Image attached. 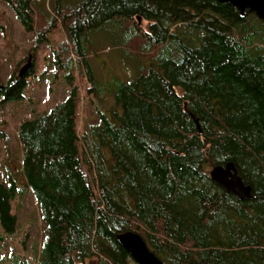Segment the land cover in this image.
Segmentation results:
<instances>
[{
	"label": "trees",
	"instance_id": "1",
	"mask_svg": "<svg viewBox=\"0 0 264 264\" xmlns=\"http://www.w3.org/2000/svg\"><path fill=\"white\" fill-rule=\"evenodd\" d=\"M1 1L38 31L36 46L57 21L66 35L53 60L66 96L18 127L42 221L37 264H136L116 239L126 231L164 264H264V23L216 0ZM106 28L133 53L136 77L117 83L112 106L79 134L74 71L87 34ZM32 74L12 73L2 102L21 101ZM227 162L249 199L210 179ZM22 193L0 182L7 235Z\"/></svg>",
	"mask_w": 264,
	"mask_h": 264
},
{
	"label": "rangeland",
	"instance_id": "2",
	"mask_svg": "<svg viewBox=\"0 0 264 264\" xmlns=\"http://www.w3.org/2000/svg\"><path fill=\"white\" fill-rule=\"evenodd\" d=\"M80 1L67 0V3L76 5ZM140 25L145 29L148 21L142 20ZM53 28L46 34L45 41L36 46L38 31H25L11 8L0 0V85L12 73L18 75L20 68L33 57V74L26 79L24 98L18 102H2L0 96V182L7 185L12 181L23 189L22 195L11 204L17 220L15 231L7 235L0 227V264H37L42 221L34 196L24 182L18 127L23 120L48 111L68 92L62 72H57L56 77L53 65L54 51L66 41V35L59 21ZM113 36L107 28L89 32L87 37L91 44L85 58L89 73L84 59H81V72L74 71L73 84L80 97L79 134L97 121V110L107 112L112 106L117 83H128L136 77V67L131 65L133 53L118 38L116 42ZM71 58L76 60L74 55ZM92 84L95 90L86 94ZM14 256L19 261L11 259Z\"/></svg>",
	"mask_w": 264,
	"mask_h": 264
},
{
	"label": "water",
	"instance_id": "3",
	"mask_svg": "<svg viewBox=\"0 0 264 264\" xmlns=\"http://www.w3.org/2000/svg\"><path fill=\"white\" fill-rule=\"evenodd\" d=\"M229 3L237 9L240 17L247 11L253 13L264 23V0H216ZM31 67V58L20 68L18 76H23ZM1 87V85H0ZM210 179L223 187L228 193H233L238 199L251 197L250 187L245 185L232 162L213 166L209 170ZM121 247L129 254L136 264H164L146 246L141 236L132 231L120 233L116 237Z\"/></svg>",
	"mask_w": 264,
	"mask_h": 264
}]
</instances>
